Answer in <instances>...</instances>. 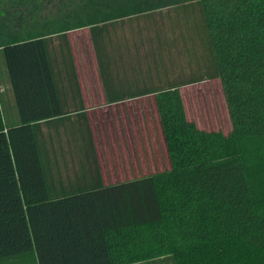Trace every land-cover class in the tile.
Segmentation results:
<instances>
[{
    "label": "trees",
    "instance_id": "1",
    "mask_svg": "<svg viewBox=\"0 0 264 264\" xmlns=\"http://www.w3.org/2000/svg\"><path fill=\"white\" fill-rule=\"evenodd\" d=\"M171 7L198 13L196 81L220 80L231 129L199 128L170 86L154 93L168 169L53 195L40 126L79 111L61 106L46 38ZM82 229L105 264H264V0H0V264L77 262L64 250Z\"/></svg>",
    "mask_w": 264,
    "mask_h": 264
},
{
    "label": "crops",
    "instance_id": "2",
    "mask_svg": "<svg viewBox=\"0 0 264 264\" xmlns=\"http://www.w3.org/2000/svg\"><path fill=\"white\" fill-rule=\"evenodd\" d=\"M178 8L124 17L46 38L61 106L64 110L79 111L71 113L57 130L53 127V134L48 129L44 131L43 125L48 128L46 123L40 126L41 159L46 173L50 175L48 187L53 195L147 175L125 177L124 169L120 168L119 173L123 177L118 178L111 161L107 170L102 160L101 144L92 135L87 111L106 105L118 109L121 105L127 106L130 101L139 103L149 95L154 99L157 91L180 84L181 89L208 74L209 66L195 67V60L191 61L192 66L187 64L186 69L179 70L172 52L177 51L174 55L177 57L178 46L184 44L182 40H172L167 33L169 29L156 32L153 39L148 40L147 30L151 29L150 33L159 31L155 24L168 20L174 22L173 15L179 13ZM201 36L205 41L203 44H207L205 32ZM207 51L209 56L208 44ZM72 121L78 122V127L71 126L65 130L67 123ZM52 137L57 138L56 144ZM122 143L123 149H133L134 145L129 140L122 139ZM103 145L105 150L112 148L110 140ZM68 163L70 168L63 170ZM60 164L62 167H59ZM73 237L77 244L66 245L64 251L79 255L78 261L69 259L65 264H105L103 257H100L105 247L99 232L82 229Z\"/></svg>",
    "mask_w": 264,
    "mask_h": 264
},
{
    "label": "rangeland",
    "instance_id": "3",
    "mask_svg": "<svg viewBox=\"0 0 264 264\" xmlns=\"http://www.w3.org/2000/svg\"><path fill=\"white\" fill-rule=\"evenodd\" d=\"M177 11L179 13L173 15L174 22L168 20L155 24V26L158 25L159 31L150 33L151 29L147 30L148 40L153 39L156 32H166L169 29L167 33L170 34L172 40H182L184 44V46H178L177 57L174 56L177 51L172 52L180 71L186 69L187 64L191 66L194 64L195 67L209 65L207 44H203L205 41L201 36L203 31L198 13L194 10H185L182 7ZM192 60H195V63L192 64ZM180 91L189 120L196 122L198 127L204 130L229 132L231 122L218 78H205L196 81L194 84L181 87ZM102 105L106 104L102 103ZM87 117L94 139H97L101 144L104 165L108 170L109 161H111L118 178L123 177L119 173L120 168L124 169L125 177L169 168L156 105L151 95L139 103L130 101L127 106L122 107L121 105L118 109L108 105L88 109ZM71 126L77 128L78 122H68L65 130ZM43 129L44 131L48 129L52 134L55 133L52 125H49L48 128L43 125ZM56 139L52 137V140H55L54 144L57 143ZM122 139L132 142L133 149L130 147L123 149ZM107 140L112 143L110 150H105L103 145ZM59 167H62L61 164ZM69 168L70 164L68 163L67 168H63V170L67 171ZM143 264H174V260L172 257H168Z\"/></svg>",
    "mask_w": 264,
    "mask_h": 264
}]
</instances>
